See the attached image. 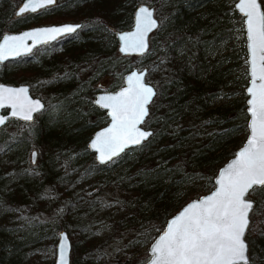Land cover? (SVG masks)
I'll return each instance as SVG.
<instances>
[{
    "label": "trees",
    "instance_id": "16d2710c",
    "mask_svg": "<svg viewBox=\"0 0 264 264\" xmlns=\"http://www.w3.org/2000/svg\"><path fill=\"white\" fill-rule=\"evenodd\" d=\"M18 1L0 0V34L34 21L81 24L0 61V80L26 82L44 102L32 120L8 118L0 125V264H29L25 251L41 248L48 237L52 244L65 217H58L55 199L65 200V210L102 206L104 198L120 212L108 215L102 235L89 219L70 223L68 264H141L166 217L213 185L217 167L246 134L242 17L234 0H55L14 15ZM140 1L153 4L157 25L144 52L121 54L114 31L130 25ZM132 66H145L155 89L142 121L151 131L97 162L86 145L107 120L92 102L97 82L115 88ZM29 146L37 147L34 162ZM196 176L209 186L181 197ZM77 183L74 196L65 197ZM247 196L253 200L244 231L248 259L233 264H264V182Z\"/></svg>",
    "mask_w": 264,
    "mask_h": 264
},
{
    "label": "water",
    "instance_id": "95a60500",
    "mask_svg": "<svg viewBox=\"0 0 264 264\" xmlns=\"http://www.w3.org/2000/svg\"><path fill=\"white\" fill-rule=\"evenodd\" d=\"M55 0H19L13 14L34 12ZM242 17L247 73L244 85L246 134L241 143L216 169L213 185L184 201L170 213L147 245L149 256L141 264H233L248 259L244 237L252 198L247 191L264 182V13L259 0H234ZM158 18L152 3L137 2L128 27L115 29L116 49L121 54H140L148 47L149 34ZM80 20L33 23L0 34V61L28 54L38 44L73 32ZM145 66H132L122 83L98 89L92 102L104 109L107 120L89 134L86 145L97 162H105L124 148L145 139L151 129L142 121L154 95L145 79ZM43 100L31 94L26 82L0 80V125L8 117L33 119ZM35 161L36 149L28 152ZM70 240L59 228L51 264H68Z\"/></svg>",
    "mask_w": 264,
    "mask_h": 264
},
{
    "label": "rangeland",
    "instance_id": "374dc122",
    "mask_svg": "<svg viewBox=\"0 0 264 264\" xmlns=\"http://www.w3.org/2000/svg\"><path fill=\"white\" fill-rule=\"evenodd\" d=\"M229 1V0H228ZM264 11V8H262ZM42 20V19H40ZM46 21V20H45ZM33 23H40V21H34ZM32 23V24H33ZM43 23V22H42ZM240 32H236L235 36L239 37ZM105 81L104 79H99L97 84L98 88L103 89L105 88L104 85ZM34 148L36 146H33ZM32 148L31 146L28 147L26 153L28 155L29 149ZM37 149V147H36ZM37 153V151H36ZM36 158V157H35ZM202 185H205L206 187L209 186V183L206 182L203 177L196 176L189 180L185 186H184V191L181 194V197L188 191L192 189H196ZM79 187V183H77L75 186L72 187L69 191H66V196L65 197H73L77 188ZM179 199V197H178ZM110 200V199H109ZM107 198H104V201H106L105 205L98 206V207H91V208H79V207H74V205L68 206L65 210L63 208L64 206V201L65 200H54L53 206L56 207L59 204L60 211L58 212V217H64V223H63V228L66 230L69 227V224L75 221L76 219H89L91 221V224L93 226H96L97 228V234L102 235L107 227H108V219L109 216H116L120 212V208H117L118 204L115 203V201H109ZM115 200V199H114ZM48 211H45L47 213ZM50 217H54L53 215H50ZM56 218V216H55ZM51 222H54V218L50 219ZM50 237H48L47 240H45V243L41 246V248H35L30 251H25L23 253V258L29 262V264H51L52 259H53V254H54V241L51 244Z\"/></svg>",
    "mask_w": 264,
    "mask_h": 264
},
{
    "label": "flooded vegetation",
    "instance_id": "af4514ba",
    "mask_svg": "<svg viewBox=\"0 0 264 264\" xmlns=\"http://www.w3.org/2000/svg\"><path fill=\"white\" fill-rule=\"evenodd\" d=\"M34 114H35V113H34ZM8 118H14V117H8ZM8 118H7V119H8ZM7 119H6V120H7ZM5 122H6V121H5ZM5 122H4V123H5ZM4 123H3V124H4Z\"/></svg>",
    "mask_w": 264,
    "mask_h": 264
}]
</instances>
